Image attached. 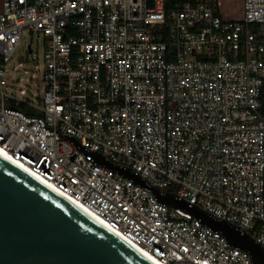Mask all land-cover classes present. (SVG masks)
Returning <instances> with one entry per match:
<instances>
[{"label":"built area","instance_id":"built-area-1","mask_svg":"<svg viewBox=\"0 0 264 264\" xmlns=\"http://www.w3.org/2000/svg\"><path fill=\"white\" fill-rule=\"evenodd\" d=\"M171 1L1 0L0 147L160 262L253 264L66 138L264 248V0Z\"/></svg>","mask_w":264,"mask_h":264},{"label":"water","instance_id":"water-1","mask_svg":"<svg viewBox=\"0 0 264 264\" xmlns=\"http://www.w3.org/2000/svg\"><path fill=\"white\" fill-rule=\"evenodd\" d=\"M85 157L150 190L155 201L193 214L235 249L264 264V248L234 224L151 186L134 170L110 163L66 135ZM0 264H156L86 211L0 154Z\"/></svg>","mask_w":264,"mask_h":264},{"label":"rangeland","instance_id":"rangeland-1","mask_svg":"<svg viewBox=\"0 0 264 264\" xmlns=\"http://www.w3.org/2000/svg\"><path fill=\"white\" fill-rule=\"evenodd\" d=\"M229 1L232 0H225V7H227L228 9H226V12L228 14L233 13V10H236V15L240 14V2L239 0H234V7H230L228 5ZM0 7H1V0H0ZM31 44L33 52H34V56L38 57L39 60L42 59V55H43V37L40 36L38 37L36 34H31L28 31H24L23 36H22V41L20 46L16 49L14 57H13V62L14 63H18L22 57H24L27 54L28 51V46ZM27 68L32 69V65H27Z\"/></svg>","mask_w":264,"mask_h":264},{"label":"bare ground","instance_id":"bare-ground-1","mask_svg":"<svg viewBox=\"0 0 264 264\" xmlns=\"http://www.w3.org/2000/svg\"><path fill=\"white\" fill-rule=\"evenodd\" d=\"M0 154L2 156H7L8 159L10 161H12L13 163H15L16 165H18L19 167H21L22 169H24L26 172L30 173L32 176L36 177L37 179H39L42 183L46 184L47 186H49L51 189H53L54 191H56L57 193H59L60 195H62L63 197H65L66 199H68L69 201H71L72 203H74L75 205H77L78 207H80L81 209H83L84 211H86L89 215L93 216L94 218H96L98 221H100L103 225H105L108 229H110L113 233H115L116 235H118L121 239H123L124 241H126L127 243H129L131 246H133L134 248H136L138 251H140L141 253H143L145 256H147L149 259H151L152 261H154L156 264H165L163 262L158 261L157 259H155L154 257H152L151 255H149L147 252H145L144 250H142L140 247H138L137 245L133 244L132 242H130L129 240H127L126 238H124L123 236H121L117 231L113 230L103 219H101L100 217H98L97 215H95L90 209H88L86 206L82 205L81 203H79L78 201H76L75 199H73L72 197H70L67 194H64L63 192H61L59 189H57L54 185H52L50 182L46 181L45 179L41 178L39 175H37L33 170H31L28 166H26L25 164L19 162L18 160H16L15 158H13L9 153H7L2 147H0Z\"/></svg>","mask_w":264,"mask_h":264},{"label":"trees","instance_id":"trees-1","mask_svg":"<svg viewBox=\"0 0 264 264\" xmlns=\"http://www.w3.org/2000/svg\"><path fill=\"white\" fill-rule=\"evenodd\" d=\"M172 3L171 0H167V5L170 6ZM261 100H262V113L264 114V85L262 88V95H261Z\"/></svg>","mask_w":264,"mask_h":264},{"label":"snow or ice","instance_id":"snow-or-ice-1","mask_svg":"<svg viewBox=\"0 0 264 264\" xmlns=\"http://www.w3.org/2000/svg\"><path fill=\"white\" fill-rule=\"evenodd\" d=\"M5 158H6V159H8V157H7V156H5Z\"/></svg>","mask_w":264,"mask_h":264}]
</instances>
